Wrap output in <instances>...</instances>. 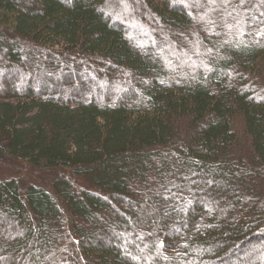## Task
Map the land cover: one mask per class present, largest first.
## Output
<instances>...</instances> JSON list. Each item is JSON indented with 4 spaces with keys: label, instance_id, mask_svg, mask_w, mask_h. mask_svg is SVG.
Segmentation results:
<instances>
[{
    "label": "trees",
    "instance_id": "16d2710c",
    "mask_svg": "<svg viewBox=\"0 0 264 264\" xmlns=\"http://www.w3.org/2000/svg\"><path fill=\"white\" fill-rule=\"evenodd\" d=\"M0 98V264H264V0H0Z\"/></svg>",
    "mask_w": 264,
    "mask_h": 264
},
{
    "label": "rangeland",
    "instance_id": "374dc122",
    "mask_svg": "<svg viewBox=\"0 0 264 264\" xmlns=\"http://www.w3.org/2000/svg\"><path fill=\"white\" fill-rule=\"evenodd\" d=\"M3 101H8L10 103H15L17 101V99H10V100L6 99L5 100V99L0 98V103L3 102ZM21 172H22V176H23L24 181H29L28 177H30V174L25 169H21Z\"/></svg>",
    "mask_w": 264,
    "mask_h": 264
}]
</instances>
